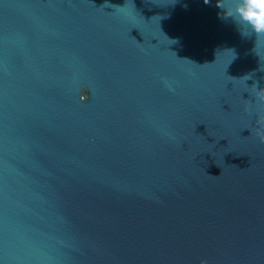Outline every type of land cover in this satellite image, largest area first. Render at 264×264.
Instances as JSON below:
<instances>
[{"label":"water","instance_id":"1","mask_svg":"<svg viewBox=\"0 0 264 264\" xmlns=\"http://www.w3.org/2000/svg\"><path fill=\"white\" fill-rule=\"evenodd\" d=\"M219 11L0 0V264H264V33Z\"/></svg>","mask_w":264,"mask_h":264},{"label":"clouds","instance_id":"2","mask_svg":"<svg viewBox=\"0 0 264 264\" xmlns=\"http://www.w3.org/2000/svg\"><path fill=\"white\" fill-rule=\"evenodd\" d=\"M207 0L205 4L211 3ZM216 7L220 10L218 16L225 21L233 23L237 30L247 25L256 33H264V0H215ZM242 36L246 35L240 32ZM172 43L178 42L172 39Z\"/></svg>","mask_w":264,"mask_h":264}]
</instances>
